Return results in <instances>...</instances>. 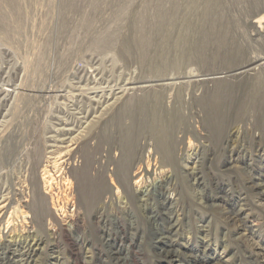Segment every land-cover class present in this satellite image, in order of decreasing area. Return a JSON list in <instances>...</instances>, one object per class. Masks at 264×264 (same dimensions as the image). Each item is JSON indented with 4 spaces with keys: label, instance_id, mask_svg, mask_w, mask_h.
Here are the masks:
<instances>
[{
    "label": "rangeland",
    "instance_id": "obj_1",
    "mask_svg": "<svg viewBox=\"0 0 264 264\" xmlns=\"http://www.w3.org/2000/svg\"><path fill=\"white\" fill-rule=\"evenodd\" d=\"M0 264H264V0H0Z\"/></svg>",
    "mask_w": 264,
    "mask_h": 264
},
{
    "label": "bare ground",
    "instance_id": "obj_2",
    "mask_svg": "<svg viewBox=\"0 0 264 264\" xmlns=\"http://www.w3.org/2000/svg\"><path fill=\"white\" fill-rule=\"evenodd\" d=\"M148 169V168H147ZM146 169V170H147ZM135 174V173H134ZM134 176V175H133ZM45 180V178L43 179ZM256 185V184H255ZM254 185V186H255ZM257 186V185H256ZM258 189L261 188V187H257ZM160 194H161V199H162V205L163 207H165L168 199L166 198V191H167V188L165 187V184L163 185H160ZM3 207V206H2ZM234 214V213H233ZM152 216V215H151ZM170 218V217H169ZM165 220V219H164ZM171 231V227H169L167 230H166V234L165 236L163 235L162 239L159 241V245L162 249L161 253H160V256L163 258V259H166V260H174L176 257H177V252L174 251V245L172 243H168L166 240L168 239L167 235L170 233ZM170 238V237H169ZM158 239V238H157ZM113 252V251H112ZM114 253V252H113ZM114 256V255H113ZM118 258V257H116Z\"/></svg>",
    "mask_w": 264,
    "mask_h": 264
}]
</instances>
